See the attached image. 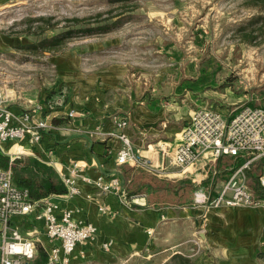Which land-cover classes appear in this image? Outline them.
I'll use <instances>...</instances> for the list:
<instances>
[{
    "label": "rangeland",
    "instance_id": "obj_1",
    "mask_svg": "<svg viewBox=\"0 0 264 264\" xmlns=\"http://www.w3.org/2000/svg\"><path fill=\"white\" fill-rule=\"evenodd\" d=\"M106 66L104 76L116 85L108 90L124 93L130 107L132 96L164 82L177 93L187 89L191 113L177 123L180 131L203 106L227 119L245 105L264 106V0H14L0 9V87L9 98L41 87L67 93L72 87L62 79L73 78L85 87L79 94L103 90ZM156 196L165 197L162 190ZM191 243L103 264H181L178 255L201 264Z\"/></svg>",
    "mask_w": 264,
    "mask_h": 264
},
{
    "label": "crops",
    "instance_id": "obj_2",
    "mask_svg": "<svg viewBox=\"0 0 264 264\" xmlns=\"http://www.w3.org/2000/svg\"><path fill=\"white\" fill-rule=\"evenodd\" d=\"M13 2L0 0V9ZM107 70V66L103 68V90L96 86L79 94L77 89L82 84L73 78L72 81L62 79L72 87L67 93L63 90V94L52 95L41 87L40 91L26 92L17 101L5 93L12 108L34 109L55 126L46 131L43 140L37 144L31 145L25 140L8 143L4 154L8 157L7 163L16 155L17 160L22 161L32 157L52 166L61 179L74 163L79 164L81 174L92 177L114 173L121 179L124 196L131 200L125 204L114 193H101L82 179L78 180L81 194L65 197L64 193H52L59 205L58 214L71 209L75 218L92 221L97 226L96 238L78 244L70 255L69 264L110 263L138 252L154 251L152 254H155L159 248L167 250L180 246L188 250L192 249L191 242L195 240L196 259L201 264H264V202L240 206L213 205L212 201L232 174H224L226 171L218 165L219 159L213 162L203 157L195 167L186 171L172 164V153L180 141L181 129L177 128V123L184 122L191 113L190 107L183 102L188 95L187 89L177 93L164 82L154 88V92L132 96L130 107L125 103L129 97L124 93L108 90L116 85L111 78L104 76L108 74ZM162 100H175L178 104L163 103ZM16 102L23 106L16 105ZM71 110L75 111L74 116H69ZM123 118L128 120L125 128L117 125V121ZM96 128L99 133L95 132ZM121 132H126L135 148L153 164L164 167L161 174H157L164 178H158L143 168L116 163V153L122 146L116 134ZM258 163L259 180L260 161ZM246 169L247 182L252 190ZM152 178L159 180L153 182ZM182 179H189L195 186L191 201L182 203L175 198H165L167 187ZM160 190L165 197L156 196ZM142 196L146 197L145 204L136 202ZM99 204L111 206L114 212H101ZM13 221L23 234L32 233L36 242L48 251L52 243L46 236L44 222L36 217V213L14 217ZM109 241L110 246L104 247ZM176 251L173 250L167 258Z\"/></svg>",
    "mask_w": 264,
    "mask_h": 264
},
{
    "label": "built area",
    "instance_id": "obj_3",
    "mask_svg": "<svg viewBox=\"0 0 264 264\" xmlns=\"http://www.w3.org/2000/svg\"><path fill=\"white\" fill-rule=\"evenodd\" d=\"M38 113L34 109L12 108L0 87V157L7 152L8 143L25 140L31 145L37 144L43 140L46 131L55 127L47 117ZM74 114V110L69 112V116ZM117 125L125 128L128 120L120 119ZM95 132L99 133L100 130L96 128ZM116 135L122 141L115 156L117 164H130L161 174L164 167L153 164L147 156L140 153L126 132ZM240 153L247 155V161L234 170L212 204H259L261 201L255 198L248 185L245 169L259 159V181L264 187V106L245 105L229 119L212 106L196 109L181 131L180 142L172 153L171 161L182 171H186L195 167L203 157L216 162L222 155ZM17 157L12 156L7 166L0 165V264H29L35 258L37 240L32 233L23 234L19 225L13 221L14 217L34 213L44 222L46 236L52 243L44 264H69L70 255L78 244L96 238L97 226L92 221L75 218L71 209L58 214L59 205L55 194L33 199L28 188L17 186L13 181ZM79 169V164L74 163L63 173L62 179L67 187L65 197L82 193L78 183L82 179L85 184L97 187L101 193H114L123 203L131 202L124 196V187L118 175L113 173L109 176L101 174L92 177L81 174ZM98 209L101 212H114L111 206L105 204H99ZM110 244L111 241L105 242L104 247L108 248Z\"/></svg>",
    "mask_w": 264,
    "mask_h": 264
},
{
    "label": "trees",
    "instance_id": "obj_4",
    "mask_svg": "<svg viewBox=\"0 0 264 264\" xmlns=\"http://www.w3.org/2000/svg\"><path fill=\"white\" fill-rule=\"evenodd\" d=\"M56 38L57 36H53L47 40L50 42L49 48L51 47V44H53L52 41ZM247 159V155L242 153L237 155L226 154L219 158L218 165L221 169L226 171L224 174H230L233 173L237 167L243 165ZM7 160L8 157L2 154L0 157V165L7 166ZM258 171L259 165H253L246 169L248 178L250 179L249 184L253 190L255 198L264 202V187L261 186L260 181L258 180ZM154 180L158 182L159 179L152 178L151 181L154 182ZM13 181L21 188H28L30 196L33 199H39L52 193L63 194L67 191V187L62 181L60 175L52 166L44 164L32 157H29L24 161L17 160L14 166ZM182 187H184V192L180 193ZM194 190L195 186L189 179H182L172 183L167 187L166 191L167 196L170 195V193H174L175 198L180 196L183 198L181 202L185 203L191 201V194ZM38 245L40 244L36 243L37 253L35 258L32 260V264H44L48 258L45 248ZM177 257L179 258L181 264L191 263L190 260L184 256L178 255Z\"/></svg>",
    "mask_w": 264,
    "mask_h": 264
},
{
    "label": "water",
    "instance_id": "obj_5",
    "mask_svg": "<svg viewBox=\"0 0 264 264\" xmlns=\"http://www.w3.org/2000/svg\"><path fill=\"white\" fill-rule=\"evenodd\" d=\"M146 197L142 196L136 199V202L140 203V204H145Z\"/></svg>",
    "mask_w": 264,
    "mask_h": 264
}]
</instances>
